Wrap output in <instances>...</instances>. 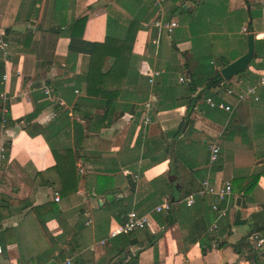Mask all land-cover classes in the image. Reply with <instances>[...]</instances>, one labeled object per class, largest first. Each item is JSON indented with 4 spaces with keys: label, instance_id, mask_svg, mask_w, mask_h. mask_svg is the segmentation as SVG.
<instances>
[{
    "label": "crops",
    "instance_id": "0c3cea01",
    "mask_svg": "<svg viewBox=\"0 0 264 264\" xmlns=\"http://www.w3.org/2000/svg\"><path fill=\"white\" fill-rule=\"evenodd\" d=\"M156 20L178 26L168 34L153 27ZM131 22L133 68L107 86L119 89L108 108L85 94L90 57L70 48L71 35L102 43L108 27L122 37ZM249 34L255 48L247 70L208 92L231 111L211 110L198 88L187 113L189 73L202 76L206 58L212 68L229 65L246 53ZM0 37L8 44L0 72L10 119L0 123V264H264L250 240L254 225H264V86L258 100L227 94L264 76V0H0ZM146 103L151 123L144 126ZM214 140L220 159L210 166ZM54 153L74 159L76 191L67 195L47 172ZM205 179L231 183L224 217L211 210L210 196L185 205ZM166 200L168 223L155 212ZM129 211L148 214L150 228L107 240ZM133 239L138 244L128 246ZM243 239L253 252L234 250ZM122 248L126 256L116 254Z\"/></svg>",
    "mask_w": 264,
    "mask_h": 264
},
{
    "label": "trees",
    "instance_id": "16d2710c",
    "mask_svg": "<svg viewBox=\"0 0 264 264\" xmlns=\"http://www.w3.org/2000/svg\"><path fill=\"white\" fill-rule=\"evenodd\" d=\"M179 9L182 10V7H179ZM84 23L85 19H80L76 21V27L80 26L82 28ZM137 31L138 29L137 27H135V23L133 22L129 24L122 37L113 34L111 29H109L108 27L105 40L102 43H85L81 39H79V35H77L75 32L71 35L70 48H78L82 51L85 50L86 52H88L90 57L88 77L85 84V94L89 97L104 99L108 108L112 106L113 102L118 97L119 89L115 88L114 90H110L107 88V86H116V83H122L125 80L128 72L133 68L132 45ZM106 58L112 59V62L110 67L106 71H104V64ZM210 60V58H206L205 60L201 61L200 70L202 71V76H197L196 74L192 73H189L188 75L187 91L190 94L186 101L187 113H190L191 108L194 106L198 98V96H195V98L191 97V95L193 96V94L196 93L198 88H200V100L205 101L207 98H210L213 102L217 104L220 103L217 98L208 94V92H210L212 89L220 87L226 82L222 78L220 70L217 67L212 68L208 65V62H210ZM0 70H2L1 65ZM0 74L2 76V71L0 72ZM0 92H2L1 79ZM211 110L217 111V109ZM5 118V125H7L10 120L8 114L5 116ZM53 156L55 160V166L52 169L47 170V172H54L57 175V179L53 184L55 186V190L61 195H67L71 192L76 191L77 180L73 156L69 153H65L61 156H58L54 153ZM255 182V179H253L251 185H253ZM165 213L166 215L164 216V218L163 216H158L156 217V220L162 223L161 218H163V220L168 223L170 220V212L166 211ZM253 231V234L260 232L262 237L264 238V225H254ZM126 237L128 238L129 235H119L111 240L117 241L120 239H125ZM150 238L153 239L155 237L150 236ZM247 239H243L240 243L235 245L234 250L236 252H240V249L246 248L249 249V252H253L246 242ZM136 244H138L136 239H133L130 240L128 246L132 247ZM221 247H224V245L220 246V248ZM127 250L128 249L123 248L119 249L116 254L126 256Z\"/></svg>",
    "mask_w": 264,
    "mask_h": 264
},
{
    "label": "built area",
    "instance_id": "2783aa9c",
    "mask_svg": "<svg viewBox=\"0 0 264 264\" xmlns=\"http://www.w3.org/2000/svg\"><path fill=\"white\" fill-rule=\"evenodd\" d=\"M156 4H161L165 0H154ZM178 26L175 21H165V20H156L153 22V27L160 30L165 31L170 34L172 31ZM8 50V44L0 37V52L3 57H6ZM158 72H153L150 74L148 78V82L150 85L154 84L155 77L158 76ZM7 76L4 74L1 76V82L6 80ZM180 83H184L185 80L183 78L179 79ZM264 86V76L260 77V79L255 83V85L247 87L244 91L237 92L232 89L227 90L228 95H232L235 97L237 102H243L247 99L258 100V89L259 87ZM44 93L46 95L49 94V89L45 88ZM206 104L210 108H219L225 111H231V107L224 105L222 103H215L210 98L205 100ZM63 105L62 102H60ZM151 104L146 103L144 105V115L142 118V125L147 126L151 123L150 117ZM0 114H1V125L4 126L6 124L5 116L8 114L7 107V97L5 93L0 92ZM209 151V164L210 166H215L218 164L220 159V146L217 140H214L208 145ZM5 148L0 146V160L3 161L5 159ZM79 172H82L81 170ZM232 195V185L229 181L223 182L219 187H215L209 181V179H205L202 182L201 189L196 192L194 195L189 196L185 199V205L190 207L193 205L195 198L200 197L203 198L205 196H210L213 198V202L211 204V210L217 214V218L224 217L228 211V200ZM54 201H59L58 193L54 194ZM170 210V202L168 200L164 201L162 205L155 208V212H166ZM150 228V217L148 214H138L135 211H129L124 218L123 223L116 225L109 231L108 239L111 240L116 238L119 235H130L138 231H143ZM217 229L216 223L212 224L209 228L210 232H213ZM107 240H103L100 242V245H105ZM250 240L253 244L255 250L264 253V239L258 236L257 234H252L250 236ZM91 251H94V246L90 248ZM67 264H70V261H67Z\"/></svg>",
    "mask_w": 264,
    "mask_h": 264
},
{
    "label": "water",
    "instance_id": "95a60500",
    "mask_svg": "<svg viewBox=\"0 0 264 264\" xmlns=\"http://www.w3.org/2000/svg\"><path fill=\"white\" fill-rule=\"evenodd\" d=\"M254 36L249 34L247 36V51L241 57L230 63L229 65L220 69V74L225 81H229L233 77L244 73L250 65L254 56ZM174 179H169L172 183Z\"/></svg>",
    "mask_w": 264,
    "mask_h": 264
},
{
    "label": "rangeland",
    "instance_id": "374dc122",
    "mask_svg": "<svg viewBox=\"0 0 264 264\" xmlns=\"http://www.w3.org/2000/svg\"><path fill=\"white\" fill-rule=\"evenodd\" d=\"M134 236H135V233L129 235V237H134ZM120 238H122V237H120Z\"/></svg>",
    "mask_w": 264,
    "mask_h": 264
}]
</instances>
